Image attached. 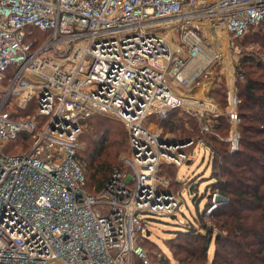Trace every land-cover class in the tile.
<instances>
[{
    "label": "built area",
    "instance_id": "built-area-1",
    "mask_svg": "<svg viewBox=\"0 0 264 264\" xmlns=\"http://www.w3.org/2000/svg\"><path fill=\"white\" fill-rule=\"evenodd\" d=\"M263 21L264 0H0V264H159L143 215H176L184 200L163 165L190 163L202 144L211 159L210 136L239 148L230 52ZM221 67L227 106L211 92ZM177 108L199 135L154 128ZM97 113L122 121L130 150L93 193L77 154ZM23 132L32 144L9 151ZM218 194L200 224L213 225Z\"/></svg>",
    "mask_w": 264,
    "mask_h": 264
},
{
    "label": "trees",
    "instance_id": "trees-1",
    "mask_svg": "<svg viewBox=\"0 0 264 264\" xmlns=\"http://www.w3.org/2000/svg\"><path fill=\"white\" fill-rule=\"evenodd\" d=\"M252 29H255L253 41L264 50V21L259 29ZM237 72L240 146L231 151L227 141L216 136L208 138L214 150L210 160L214 161L215 179L211 185L219 187L227 200L213 211L216 218L214 225H205L201 231L193 222L177 231L178 238L184 239L178 243L170 239L168 246L172 251V258L178 264H264V54H242ZM227 90L225 84L214 93V97L221 101L223 106L228 104ZM29 112L30 109L23 110L22 114ZM181 117V109H174L169 119L164 122L165 127L175 129L176 123H182ZM83 123L82 138L92 146L93 160L105 152L117 156L123 151L127 136L122 135L119 130L112 133L114 122L111 119L97 113L83 119ZM215 128L222 135H228V118L219 117ZM32 142V136L23 132L9 143L8 150L14 152L18 150V146L23 145L27 148ZM79 154L78 151L77 156L86 178L85 189L93 193L100 192L114 171L112 162L100 163L90 174L93 185L90 189ZM163 168L162 174L171 179L172 187H181L176 176L177 166L164 164ZM102 172L107 173V176L103 174L102 178ZM209 202L207 200V205ZM214 227L218 228L215 236ZM213 241L216 247L210 257L209 250ZM172 258L161 259V264H172ZM133 264H143V261L135 258Z\"/></svg>",
    "mask_w": 264,
    "mask_h": 264
},
{
    "label": "rangeland",
    "instance_id": "rangeland-1",
    "mask_svg": "<svg viewBox=\"0 0 264 264\" xmlns=\"http://www.w3.org/2000/svg\"><path fill=\"white\" fill-rule=\"evenodd\" d=\"M259 27L260 26L256 28L259 29ZM254 30L251 29L241 40H239V44H240V47L238 48L239 51L237 50V48H233V47L231 48L230 54L233 57L232 62L235 60V58H238L240 63V57L244 53L260 52L261 54H264V50L260 49L259 44L253 41ZM234 65H235V69H237L236 64ZM234 65L232 64L231 66L236 77V70H234ZM214 73H217L218 79L215 82L214 86L212 87L211 92L213 98L216 101H218L221 105H223L221 101L217 100L214 97V93L219 89H221L222 86H225V84L228 87V80L229 81L232 80V71L229 68L226 70L223 69V67H221V68H217V70ZM184 112L185 111L183 110L181 111L182 114L181 118H183L182 123H176L175 125L177 126L175 127V129L170 130L168 127H165L164 125L165 121L162 122L159 121V123H155L156 125L154 126V128H163L164 132L169 131L175 133L177 134L178 137L180 136L183 137L188 135L191 136L199 135L200 128H199L198 120L196 118L195 119L187 118V115ZM99 114L105 116L108 119H111L114 122L112 133H114V130L116 131L119 130L120 132H122V135L127 136V139L125 141L123 151L121 150L117 156H115L114 153L108 154L107 152H105L96 160H93L94 156L92 154V150H93L92 146L89 143L87 144V142L82 138L83 134L80 135L79 142L81 144V147L79 149V153H80L79 156L82 157V162H83V166L85 167V172L90 189L93 188V185H91L92 183H91L90 174L93 171H95V169L97 168V166L100 165V163L106 161L112 162L114 171L116 169H121L120 167L124 169L125 168L124 156L128 155L130 150V137L128 134V129L126 128L125 125L121 123L122 121H120L119 119H117L112 115L103 114V113H99ZM228 135L224 134L222 136L227 137ZM195 150L196 151L191 157L190 163H184L182 166L176 168V176L178 178V181L181 183V187L176 186L177 189L175 187L172 188L176 190H181L182 191L181 194L184 197V200L182 201L180 206V210L176 213V217H172L171 215H154V214L143 215V217L146 219L147 222V230L149 231V234L144 239L143 244L145 249L147 250L149 259L153 261V263L161 264V259H165V257H171V258L173 257L172 251L168 246L170 239H172L171 241H174V243H178V241L184 239V237L178 238L177 231L185 228L187 224H191L194 222L196 224L194 225L199 230L201 231L204 230L205 225L200 224V221L198 220V214L199 212H202L205 209V206L207 205V200L211 202L210 198L212 197L214 191L218 190L219 193L218 197H222L221 199H219L220 203L218 205L222 204L227 200V197L221 192V189L219 187L216 186L213 187L211 185V183L214 182L215 175L213 173L214 161L210 160L209 162L210 159L209 148H207L204 144H202V145H197ZM167 165H171V164H167ZM103 174H105V177L107 176V173L104 172H102L100 176L102 177ZM182 182H184V184H182ZM191 186H192V191H191ZM215 219L216 218L213 216V225L215 224ZM214 228L215 229L213 236H215L218 233V228L216 227ZM215 247L216 244L213 241L212 244L210 245V250H209L210 257L213 255ZM172 264H178V262L172 258Z\"/></svg>",
    "mask_w": 264,
    "mask_h": 264
},
{
    "label": "water",
    "instance_id": "water-1",
    "mask_svg": "<svg viewBox=\"0 0 264 264\" xmlns=\"http://www.w3.org/2000/svg\"><path fill=\"white\" fill-rule=\"evenodd\" d=\"M190 162V161H189ZM172 217H176V215H173ZM149 234V231H147V235Z\"/></svg>",
    "mask_w": 264,
    "mask_h": 264
}]
</instances>
